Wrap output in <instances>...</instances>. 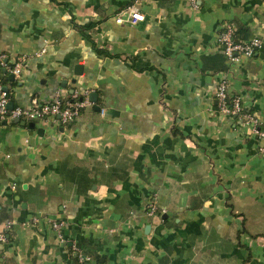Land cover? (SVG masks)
<instances>
[{
  "label": "crops",
  "instance_id": "obj_1",
  "mask_svg": "<svg viewBox=\"0 0 264 264\" xmlns=\"http://www.w3.org/2000/svg\"><path fill=\"white\" fill-rule=\"evenodd\" d=\"M135 1L118 24L134 0H0L14 107L95 100L66 126L0 120V264H264V140L214 97L226 81L264 128V0ZM226 25L261 48L230 63Z\"/></svg>",
  "mask_w": 264,
  "mask_h": 264
},
{
  "label": "built area",
  "instance_id": "obj_2",
  "mask_svg": "<svg viewBox=\"0 0 264 264\" xmlns=\"http://www.w3.org/2000/svg\"><path fill=\"white\" fill-rule=\"evenodd\" d=\"M202 0H188L191 9L197 10L199 3ZM126 16V21L129 23L142 22L143 14L140 12L137 1L127 8L121 10L115 15V22L122 24L123 17ZM234 30L230 25H226L219 34L218 44L222 48L223 54L227 61L232 64L238 63L242 58H251L260 48L261 40L252 38L250 40L237 42L234 39ZM22 63L18 61L13 67L9 66L7 57L0 54V68L8 71L13 77L18 78L21 73ZM89 92L82 95L73 94L70 100H62L57 95L47 103H38L37 100H32L26 107H13L11 110L7 108L10 100L6 91L0 85V120L12 121L15 119L23 121H43L49 124L66 126L73 123L80 115L82 110L92 105ZM214 97L217 103V110L220 114L235 119L243 126L251 128V130L262 140H264V128H262L259 119L255 118L251 113L244 110L241 99L239 97H230L229 89L226 81H221L217 84ZM104 110H101V115ZM149 214L155 212L154 206H149ZM51 228L60 232L63 224L56 220L49 221ZM10 222L6 223V228L11 227ZM61 238V236H59ZM5 241V236L0 233V242ZM61 241H63L61 239ZM76 264H89L91 258L81 252L75 250Z\"/></svg>",
  "mask_w": 264,
  "mask_h": 264
},
{
  "label": "water",
  "instance_id": "obj_3",
  "mask_svg": "<svg viewBox=\"0 0 264 264\" xmlns=\"http://www.w3.org/2000/svg\"><path fill=\"white\" fill-rule=\"evenodd\" d=\"M9 78H10V80H13L14 77H13V75H10ZM92 96H94V94L90 95V97H92ZM92 102H95V100L92 99ZM13 107H14V104L11 103V102H10V103L8 104V106H7V108H8L9 110H11ZM13 122H14V124H20L21 126H27V127L30 128V129H33L34 126H35V124L32 123V122L26 124L25 122H21V121L18 120V119L13 120ZM3 123L6 124L5 121H4Z\"/></svg>",
  "mask_w": 264,
  "mask_h": 264
},
{
  "label": "trees",
  "instance_id": "obj_4",
  "mask_svg": "<svg viewBox=\"0 0 264 264\" xmlns=\"http://www.w3.org/2000/svg\"><path fill=\"white\" fill-rule=\"evenodd\" d=\"M134 2H135V0H134ZM132 4H134V3H131V5H132ZM129 6H130V5H129ZM127 7H128V6H127ZM127 7H125V8H127ZM125 8H124V9H125ZM75 27H76L78 30H80V31H82V30L85 29L84 27H81V26H79V25H75ZM234 34H235V33H234ZM234 39H235V41H237V42H241L240 40H237V39L235 38V35H234ZM245 41H246V40H245ZM97 52H98L99 54H103V55H106V56H110L108 53H106V52H104V51H102V50H98V49H97ZM4 75H6V73H4ZM6 93H7V96H8V98H9L10 102L14 104L13 99H12V96H11V93H10L9 91H7V90H6Z\"/></svg>",
  "mask_w": 264,
  "mask_h": 264
}]
</instances>
